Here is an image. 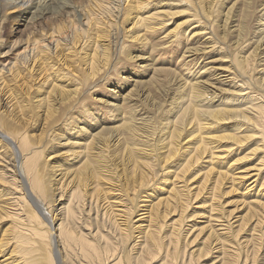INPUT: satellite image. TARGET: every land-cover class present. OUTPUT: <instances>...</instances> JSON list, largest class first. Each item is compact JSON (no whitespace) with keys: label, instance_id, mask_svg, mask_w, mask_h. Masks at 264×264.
Listing matches in <instances>:
<instances>
[{"label":"rangeland","instance_id":"rangeland-1","mask_svg":"<svg viewBox=\"0 0 264 264\" xmlns=\"http://www.w3.org/2000/svg\"><path fill=\"white\" fill-rule=\"evenodd\" d=\"M170 1L172 0H124L120 17L112 18L113 25L107 26L105 22L108 18L106 17L94 26L92 23L89 32L81 36L83 39L81 43L77 41L72 46L69 44L68 46L71 48L66 50L60 47L59 55L55 59L47 58L48 64H41L37 61L38 57L44 55L40 53L34 62L26 64L24 68L15 63L10 72L6 71L7 68L0 71V117H2L3 124L7 123L6 126L4 125V131L7 133L9 130L11 133L21 131L20 133L30 143L39 141L35 145L42 149L38 167L45 186L46 201L50 202V208L53 210V212H49L51 217L59 215L58 210L66 203L64 198L67 192L72 191L77 184L75 181H71L64 185V191L61 189V192L60 182H58L64 172L61 170L65 168L66 171L63 181L68 180L72 176L71 174L78 171H90L91 173L93 170L92 175L86 181L84 187L86 191L96 187L95 191L100 193L99 198L107 196L108 200L122 194L121 198H124L126 204L134 202L131 198L133 194L136 197L139 196V204L153 205L152 224L156 226L160 219L165 222L163 226L171 224L172 219L178 217V215H174L177 211L174 204L181 208L180 205L186 204V201L183 200L188 198L189 205L184 211V214L188 215L185 220V228L192 224L189 240L194 239L192 244L190 243V247L188 246L185 250L187 251L188 248L193 250L192 255L197 258V264H216L218 259L215 256L219 254L221 240L217 239L215 231L217 228H212L211 224L217 225L221 221L216 220L215 216L223 213L231 215L229 218V222L232 224L231 231L221 234L226 239L222 241L225 244L222 248L226 252L235 248L232 245L235 244L234 233L237 232V238L240 236L239 240L241 241L244 238L245 240L249 239L250 233L258 235L259 232L264 231V219L254 226L258 216L260 214L264 216V149L257 142V137H247L228 149L227 144L232 141L225 139L222 133L227 130L226 126L231 127L232 123L240 126L242 124L240 120L223 121L216 124L215 127L203 123L201 129H198L196 124L185 127L184 119L187 114L192 113L194 108L204 107L215 99L219 101L229 97L231 100L235 95L236 88H229L209 79V82L206 81L209 83L206 89L215 91V93L195 91L193 101L185 111L183 122L177 123L184 128L179 138H175L176 142L180 141L178 149L169 159H165L166 143L169 139L166 135L168 130L173 127L172 121L175 116L181 111L179 103L182 97L176 99L179 91L173 87H175V82L183 81L185 74L188 73V65L183 64L186 61L182 62L181 56L185 47H195V45L198 47L199 44L202 46L206 44L200 43V40L203 39L199 38L200 33L194 34L195 36L188 33L190 29H193V32L199 29L188 28L189 30L186 32V27L183 31L182 21L189 12V5L194 6L192 9H196V12L199 13L197 19L201 24L210 26L212 40L217 41L216 43L223 47L222 50L204 52L207 62L210 61L208 65H229L230 63L227 61H230L231 58L234 62L241 61L244 60L245 54H249L255 62L260 60L259 58L262 57L260 52L263 51V49L260 50V43L257 42L260 35H257L256 30L260 27L264 28V14H262L264 0H238V2L235 0H204L198 3L197 7L195 0H184L178 5L171 4ZM72 2L85 4L84 8L87 9L95 3V0H72ZM138 2H142L141 5H137ZM130 3L133 4L131 6L132 13L128 14L126 9ZM166 9H169L171 14L158 19L159 23L154 24L156 29L152 28L151 30L143 25H136L137 33L134 34L136 36H128L134 31L130 21L135 15L150 17L158 13V10ZM18 10L16 7H0V62L3 61V63L13 62L15 55L23 56V51L27 53L25 46L30 47L36 39L44 44L42 41L44 36L47 37L52 30L58 35L64 34L62 30L68 29V27L70 29L76 21L74 16L59 15L55 19L44 18L38 25L35 24L32 27L29 23H25L24 15ZM232 24L235 26H231ZM181 30L182 39L179 44L175 40L172 43L167 41L168 35ZM187 34L189 39H186ZM143 37L145 38L142 39ZM96 43L105 47L104 49L110 55V60L106 67L101 63L95 67L98 68L96 72L88 75L87 55L92 51L90 47H95ZM244 43H246L245 48H241L240 44L242 46ZM100 49L101 47H97V50ZM5 51H7L6 55ZM130 56L134 57L130 58ZM16 59L19 57L17 56ZM188 67L195 69L196 64L192 62ZM260 68L261 65L258 69ZM40 69L43 70L36 76ZM61 70L66 72L69 79H60L61 83L55 78L45 79L49 72ZM85 75L88 79L84 83ZM124 75L132 77L130 80L124 79L122 77ZM175 75L181 80L178 78V81L172 80ZM259 76L260 73H254V77L259 78ZM204 78H208V75ZM263 81L264 79L261 82ZM92 84L95 85L92 86ZM53 85L56 86L55 89H51ZM61 85L68 91L66 96H64L66 93L61 92L63 90ZM256 85L259 84L256 83ZM111 89H117L118 94L112 92ZM74 94L73 103L79 102L72 108L68 102L71 100L69 96ZM200 98L204 103L201 104ZM1 102H7L6 106ZM128 104L136 105L138 110L143 112L141 116L144 119L139 122L130 120L132 117L139 118V114ZM92 107L96 112L94 116H92L93 113L91 115L85 113L82 116L84 112H92ZM46 108L52 110L49 115H46ZM85 108L89 110L85 111ZM63 110L64 112L61 114ZM60 114L61 116H59ZM57 116L60 118L54 123V126L50 125V121ZM72 117L74 121L70 126L65 122ZM83 122L87 124L92 136H89V132L85 134L79 129ZM133 124H136L135 126L139 129H135L131 133L130 128ZM141 126L145 130L143 133V130L140 129ZM148 133L150 136H146ZM241 133L249 134L250 132L248 130L245 132L243 129ZM120 134H122L123 140L118 139L117 141L112 138L113 135ZM201 136L205 142L211 143L210 145L215 146L216 144V147L213 148L214 154L211 158L209 152L203 153L201 159L190 166L191 168L181 176L179 170L191 153L190 149L199 143L198 140ZM79 142L85 144L82 145ZM69 143H78V145ZM4 144L6 142H0V150L2 148L0 151V189L2 186L10 187L6 182L9 178L5 177V172L7 174L10 172L5 171V168L12 156L9 154L8 144H6L7 146ZM135 160L136 162L133 163ZM146 160L152 162L151 168L145 165ZM57 167H61V169H57ZM155 171H157L156 176L153 175ZM176 172L179 174L175 177ZM218 173L220 174V183L217 184L216 196L212 200L209 198L210 192L213 190L214 180ZM205 175L206 178L202 181ZM256 177L257 179H254ZM252 179L254 181H251ZM148 181L150 183H147ZM183 186L187 187L183 189ZM179 187H182L181 191ZM105 191L106 193L102 194ZM4 198L5 196L0 197V204L4 202ZM59 198L61 203L58 202ZM22 202H24V207L27 200ZM166 202L168 203L166 204ZM143 205L141 206L143 207ZM3 206L0 207V243L2 244L0 261L6 256L12 258L19 256L12 252L14 237L18 235L16 219ZM165 206L167 207L165 208ZM115 207H117L114 208L115 211L118 212L124 208L121 204H117ZM8 209L12 211L17 208L10 207ZM24 209L26 212H30V205ZM163 209L168 212L165 213V216H163L164 213H160ZM44 210L47 212L46 209ZM36 211L40 216L39 211L37 209ZM169 215L172 217L170 220H168ZM137 218L139 217L133 215L132 221ZM117 219L125 221L123 216H118ZM209 219L211 220L209 221ZM33 222L41 229L47 227L46 224H39L42 222L40 218L38 220L33 218ZM132 223L137 226L140 222ZM144 223L147 225V221ZM252 226L256 228L253 230ZM167 227L163 234L168 232ZM131 231L135 236L142 235L140 230L132 228ZM261 238L264 239V233ZM129 239L123 245L125 248H127L126 244ZM136 240L139 242L141 239ZM253 241L257 242L252 237L249 243ZM209 246L214 248L207 252ZM245 247L249 246H243V248ZM260 251L259 248L257 257L260 256ZM29 258L30 264H57L41 260L36 253Z\"/></svg>","mask_w":264,"mask_h":264},{"label":"bare ground","instance_id":"bare-ground-1","mask_svg":"<svg viewBox=\"0 0 264 264\" xmlns=\"http://www.w3.org/2000/svg\"><path fill=\"white\" fill-rule=\"evenodd\" d=\"M182 1L184 0H172L170 1V3L178 5L179 2ZM202 1L204 0H195V6L197 7L198 3ZM235 1L238 2V0ZM123 3L124 0H95V3H92L93 5L87 7L86 9L84 8L85 4H76V2L73 3L72 0H0V7H16L17 9H19L18 12L22 13L25 17V23H29L32 27L35 26V24L38 25L44 18L48 17L47 19H49L51 17L55 19L58 18L59 15H71L74 16L76 20L74 24L72 23L73 25L70 29L68 27V29L62 30L64 31V34L58 35L52 30L47 37L46 35L44 36L42 40L44 41V44H42L39 39H36L33 45H31L30 47L25 46V48H27V53L23 51V56L15 55L13 62L8 61L7 63H3V61H1L0 71H3L5 68H7L6 71L10 72L15 63L19 64L20 67L23 66L24 68L26 64L29 65L31 64L30 62H34L36 57L40 55V53L44 55L43 57H38L39 60L37 61H39V63L41 64H48L47 58L55 59L59 55L58 49H60V47L66 50L71 48L68 46L69 44H71L72 46L77 41L81 43L83 41L81 36H83L84 34L86 35L89 32L92 23L94 26L99 23V21L104 20L106 17L108 18V20L105 22L107 26L113 25L114 23L112 22V18H116L117 16L120 17ZM141 3L142 2H138L137 5H141ZM132 5V3L128 4V8L126 9V12L128 14L132 13ZM193 7L189 5V12L186 18L182 21L184 27L182 28V30L184 31L186 27V32L189 30L188 28L199 29L198 31L196 30L194 32L192 31L193 29H190L188 33L192 35L200 33L201 35L199 38H203L202 40H200V43L206 44L205 46L199 44L198 47L196 45L195 47H185V50L181 56L182 62L186 61L183 64L191 66L193 62V64H196V68L191 69V67L189 68L187 66L188 73H184L186 76L184 77L183 81L178 78L177 75H175V78H172V80L175 81H178V79L182 81H180V83L175 82V87H173L179 91L176 99L182 97V100L179 103V108L181 111L179 110L180 112L175 116L174 121H172L173 127L168 130L166 135L167 137H169V139L166 143L167 148L165 153L167 154L165 155V159H169L170 156L173 155V153H175V151H177L178 149L180 141L176 142L175 138H179L181 131L184 128H182L177 123L183 122L185 111L189 107V104L192 103L195 91L206 93L210 92L211 94L215 93V91L212 92L206 89L207 86H209V83H207L209 82V79H212L214 80V82L220 83L221 85L228 86L229 88H236L235 95H233L231 100L229 99V97H226L225 99H221L219 101H217L218 99H215L213 102H209L204 107L201 106L200 108H194L192 113L187 114L184 119L185 127L187 125L189 126L191 124H196V127L198 129H201V125L203 123L207 124L208 126L213 125L215 127L216 124H219L223 121L231 122V120H240L242 122L240 126L236 125V123H232L231 127L226 126L227 130L222 133V136L225 139H230V141H232V143L227 144L228 149H230L233 144L241 142L247 137H257V142L260 144L262 149H264V81L261 82L262 79H264V28L260 27L256 30L257 35H260V38L257 40V42L258 44L260 43V50L263 49V51L260 52L262 56H260V60L254 62L252 60L253 58H250L249 54H245V56L243 57L244 60L241 61L234 62L231 58L230 61H227L230 63L229 65H208L210 61L207 62L204 52H214L220 49L222 50L223 47L220 46L219 43H216L217 41L212 40V29L209 28L210 26L207 27L204 24H201L200 20L197 19L199 13L196 12V9H192ZM170 14L171 11L169 9H166L164 11L158 10V13H155L150 17L135 15L132 18L133 20L130 21L132 22L134 31H132L128 36H136H134V34L137 33L136 25H143V27L151 30L152 28L156 29L154 24L159 23L158 19L164 16L167 17ZM262 14H264V12ZM231 26L235 25L232 24ZM62 29L64 28L62 27ZM182 30L180 32H173L168 35L167 41L172 43L175 40L179 44L182 39ZM144 38L145 37H143L142 39ZM189 38L190 37L188 36L186 39ZM238 39L239 37L237 36V40ZM241 44L240 47L245 48L246 43H244V45L242 46ZM97 47H101V49L97 50ZM104 48L105 47H102L100 44L97 45V43L95 44V47H90L92 51L87 55L88 75L96 72L98 68L95 67L97 65H100L102 63V65L106 67V65L108 64L110 55H108L107 51ZM4 54L6 55L7 51H5ZM17 56L19 57V59H16ZM132 57L134 56H130V58ZM147 59L150 60L149 58ZM260 65L261 68L258 69ZM49 66L52 67V65ZM42 70L43 69H40L36 76H38ZM62 70L49 72L45 79H47L48 77L55 78L56 81L60 83V79H69L66 72ZM254 73H260L259 78L257 77L259 80L254 77ZM206 75H208V78H204ZM122 77H124V79L130 80L132 76L124 75ZM84 78L85 83L88 79L87 75H85ZM256 83H258L259 85L257 86ZM94 85L95 84H92V86ZM55 88L56 86L53 85L51 89ZM61 88H63V85H61ZM111 90L112 92L118 94L117 89ZM61 92L66 93L64 94V96H66L68 91L63 88ZM74 96L75 94L69 96V99L71 100H69L68 103L72 108L73 106L75 107L79 102L78 101L76 103H73L74 101H72V97ZM61 100L63 99L61 98ZM200 100L199 101L201 102V104L204 103L202 98H200ZM99 102H101V100H99ZM6 103L7 102H1V104H4L5 106ZM128 106L134 109V111H137V113L139 114V118L132 117L130 120L139 122V120L144 119V117L141 116L143 112H140L136 105L128 104ZM175 106L177 107V104ZM46 109V115H49L52 110L50 108ZM93 109L95 108L92 107V112L90 113L84 112L82 116H84L85 113L87 115H91L93 113L92 116H94L96 112H94ZM84 110L88 111L89 109L85 108ZM63 112L64 110L61 112V114ZM61 114L59 116H61ZM59 118L60 117L58 116L56 118H53L50 121V125L54 126V123ZM73 121L74 118L72 117L65 123L71 126V123H73ZM3 123L4 122L2 121V117H0V142L3 141L8 144V146L6 144L4 145L9 147V154L12 157L10 159V162L8 163V166H6L5 168V171L10 172V174H7V172H5V177L9 178L6 182H8V185L10 187L8 188L6 186H2V188L0 189V197L5 196L4 202L0 204V207L5 205L3 206V208H5L14 219H16L15 224L18 227V235L14 237L15 240L12 247V252H14L15 255L19 256H15L14 258L6 256L4 257V259L1 258L3 260L0 261V264H30L31 260L29 257L33 256L34 253H36L41 260H45L47 263L56 262L57 264H197V258H194L192 255L193 250H190L189 248L187 251L185 250L190 245V243L192 244V241L194 239L192 238L191 240H189L190 232L192 231V229H190L192 228V224L188 225V227L185 228V220L187 219L188 215L186 216V214H184V211L189 205V202H187L188 198L183 200L186 201V204L180 205L181 208L177 207V205L174 204V207L177 208V211L174 213V215H178V217L172 219L171 215H169L168 220L172 219L171 224H166L165 226H163V223L165 222L160 219L156 226L152 224L153 205H143L142 203L139 204V196L136 197L133 194L131 198L134 202H129L130 204L125 203L124 198H121L122 194L111 200H108L107 196L99 198L100 193L95 191L97 189L96 187H94L93 190L90 189V191H86V189H84V187L86 186V181L89 176L92 175L93 170L91 171V173L90 171H78L75 174H71L72 176L68 180L65 179L63 181V175L66 172L65 168H63V170H61V172L64 171L63 175H61V177L59 178L61 180H58V182H60V191L62 192L64 185L68 184L71 181H75L77 184L72 191L69 190L67 192L64 198L66 203L58 210V218L51 217L49 215V212H53V210L52 208H50V202L46 201L45 186L43 185V179L38 167V160L40 158L42 149L41 147L35 145L39 141H32L30 143L29 141H27L26 137L20 133L21 131L11 133V130H9V133H7L6 131H4V128L6 126L5 124L7 123ZM86 125L87 124H85L84 122L81 123L79 129L85 134L89 132V136H92L91 131H89V128ZM135 125L136 124H133L132 128H130L131 133L134 132L135 129H139ZM140 129L143 130L142 133L145 131L143 126H141ZM243 129H245V132L246 130H248L250 133H241ZM147 135L150 136V133L146 134V136ZM122 137V134L112 136V138H115V140L117 141L118 139L123 140ZM84 142H79V144L83 145L85 144ZM198 142L199 143L197 145L190 149L192 150L190 151L191 153L188 155L185 163L179 170V172H181V176H183L182 174L186 173V171L191 168L190 166L196 164L201 159L203 153L205 154L206 152H209V157L212 158V155L214 154L213 148L216 147V144L215 146H213V144L210 145L211 143L205 142L202 136L199 138ZM69 144L78 145V143ZM0 151H2V148ZM135 162L136 160L133 161V163ZM151 163L152 162H149L148 160L145 161V165L149 168H151ZM57 169H61V167H57ZM179 172L175 173V177L178 176ZM156 173L157 171H155L153 175L156 176ZM153 175L152 177H154ZM219 175L220 174L218 173L217 178L214 180L215 184L213 186V190L210 192L211 195L209 198H211L212 200L216 196L215 191L217 190V184L220 183ZM205 178L206 175L203 177L202 181ZM254 179H257V177ZM251 181L254 180L252 179ZM147 183L150 182L148 181ZM231 185H233V182H231ZM184 187L187 186H183V189ZM179 190L181 191L182 187H179ZM104 193H106V191L102 192V194ZM146 193H149V191H146ZM180 195L184 196L186 194ZM59 196L60 198L62 197L61 194ZM60 198L58 199V202ZM145 199L147 201V198ZM23 200H27L24 207V202H22ZM167 203L168 202H166V204ZM117 204H121V206L124 207L123 209L119 210V212L115 211L114 209L117 208L115 207L117 206ZM29 205L31 208L30 212H26L24 208ZM141 205H143V207ZM10 207H15L17 209H13L11 211L8 209ZM166 207L167 206H165V208ZM139 208H141V210H139ZM36 209L39 211L40 216L38 215ZM44 209H46L47 212H44ZM165 211L166 209H163L160 213H164L163 216H165V213H168ZM133 215L139 218L132 221ZM118 216L125 217V221H119L117 219ZM215 217L216 220L219 219V221H221L219 222V224H217L218 226L221 225L219 227H216V224H211L212 228H217L215 230L217 233L216 235L218 236L217 239L221 240L219 243V254L215 256L218 259L216 264H264V239L261 238L264 231L259 232L258 235L250 233L251 236L248 235L250 236L249 239L245 240L244 238V240L241 241L239 240L240 236L237 238V232L234 233L233 237L235 244L232 245H234L235 248L230 252H226L225 249L222 248L225 245L222 241H225L226 239L222 237L221 234H225L226 232L231 231L232 224L229 222V218L231 217V215L230 213L227 215L226 213H223L218 214ZM33 218H35L36 220L40 218L42 222H40L39 224H46L47 227L41 229L39 226H36V224L33 222ZM56 219L58 220V222ZM263 219L264 216L260 214L256 222L254 223V226L257 223H260ZM55 220L56 222L53 224ZM210 220L211 219H209V221ZM138 221L140 223L137 226H135V224L133 225L132 222ZM146 221L147 225L146 223L143 224V222ZM166 226H168V232L163 234ZM132 228L133 230H140V232H142V235H133L134 233L133 231H131ZM255 228L256 227H253V230ZM220 229H225V231ZM240 229L241 228L239 227V230ZM252 237L254 238V240H257V242L253 241L252 243H249ZM127 239H129V241L126 244L127 248H125L123 245L124 243H126ZM136 239L141 240L137 242ZM243 243L244 245H242ZM1 246L2 244L0 243V248ZM243 246L249 247L243 248ZM213 248L214 247L209 246L207 248V252L211 251ZM241 248L243 249L241 250ZM259 248L261 249L259 253L260 256L257 257L256 254ZM26 255L29 257H27Z\"/></svg>","mask_w":264,"mask_h":264}]
</instances>
